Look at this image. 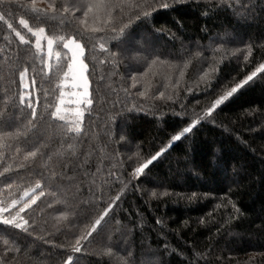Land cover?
Returning a JSON list of instances; mask_svg holds the SVG:
<instances>
[{"label":"trees","instance_id":"16d2710c","mask_svg":"<svg viewBox=\"0 0 264 264\" xmlns=\"http://www.w3.org/2000/svg\"><path fill=\"white\" fill-rule=\"evenodd\" d=\"M104 2L115 5L109 24L133 17L123 44L104 17L85 25L82 11L64 12L71 0H0V172L10 166L4 175L20 173L23 187L39 173L59 186L22 214L31 235L0 223V264H62L101 194L119 195L114 219L81 242L74 264H264V73L206 113L264 63V0H164L149 20L136 18L142 0ZM21 18L56 40L50 66ZM60 37L77 38L88 65L93 104L78 134L50 115L69 56ZM21 91L31 93L34 120L27 100L23 113L16 107Z\"/></svg>","mask_w":264,"mask_h":264},{"label":"snow or ice","instance_id":"6c2138e0","mask_svg":"<svg viewBox=\"0 0 264 264\" xmlns=\"http://www.w3.org/2000/svg\"><path fill=\"white\" fill-rule=\"evenodd\" d=\"M157 3L160 7L168 8L169 4L165 3L164 0H156V3H150L148 0H142L141 3H137L134 5L139 11L135 14L136 18L139 19L141 16L145 20H149L150 12L148 9L154 10L157 6ZM53 11H56L54 5H50ZM115 5L105 3L104 0H71V3L68 5H62V10L64 12L70 11H77L80 10L83 12L84 20L82 23L87 25L88 18L91 17L93 23L99 20L101 17H104V23L111 28V32L114 34L113 39L119 37L120 42L123 44L125 41L122 37L126 34V28L128 25L132 23L133 17H128L127 23H125L122 19L118 21L117 24H109V19L112 18V8ZM47 11V10H45ZM0 20H4V17L0 15ZM19 24L23 25L24 28L28 30V32L33 33L36 37L35 40V48L38 51H43L44 45L42 41L47 39V54L49 57L52 56V49L54 40L52 37H45V29L44 28H37L35 31L33 28L29 27L28 22L21 18L19 20ZM9 29L15 31L16 36L20 38L21 43H28L25 41L24 36L20 34L19 31L13 29L11 23L7 24ZM97 29H94L96 31ZM103 30V29H99ZM60 41L63 43V47L67 49V52L70 53L68 56V61L66 68H62L58 66V71L63 72L64 81L61 84L60 96L59 100L55 105V110L50 113L51 117L57 118L60 121H65L68 114H71L73 117L72 120V127L69 128V131L80 133L81 122L84 117V112L86 107L83 106H91L93 104V99L91 98V94L89 92V80L86 76L88 65L84 63L83 54H84V47L75 37H60ZM137 44L139 42H136ZM95 47V46H93ZM100 48L104 49L105 45L103 43L100 44ZM59 53H56L57 58H59ZM43 59V57H41ZM28 73V69L24 68L22 71H19V81L20 84L24 89L29 88V83L26 80ZM258 73H264V63H260L251 73L246 75L242 80L239 81L234 87L230 89V91L224 92V94L220 95L217 99H215L210 107L206 109L207 115H211L213 110L218 106L221 105L224 101L231 98L239 89L242 88L243 85L247 84L250 81H253L255 77H257ZM34 82V81H33ZM69 87L71 91L65 92L64 88ZM143 95V93H140ZM163 95V94H161ZM18 104L16 107L19 108L21 113H23L24 108L20 107L25 104L27 100V108L30 109V117L34 120L37 117L36 107L31 99V93L28 91H21L17 97ZM14 101L6 100L5 105L13 104ZM66 104H73L75 105L74 108H67L64 107ZM90 111V109H88ZM3 113H0L2 115ZM200 117L197 120H193V125L200 122ZM32 120H29V124L32 123ZM35 127V125H32ZM191 127L183 128V132L180 135H173L171 136L172 141H177L181 139L185 133H190ZM39 149H34L29 151L25 155V159L29 157H34L37 155V151ZM165 149L161 147L159 151H157L154 155L151 156V159L147 160L145 163L140 164L139 167H136L134 170V175L139 178L141 174L145 173V169H149V166L156 161L161 155L164 153ZM23 167V165H21ZM10 166L5 167L2 172H0V176L3 177L2 184L3 187L0 188V193L7 191L8 196L6 198H0V223L4 225H11L15 229H20L24 233L31 235L29 232L28 224L29 221L24 218L26 214V210L31 207L32 204L36 203V200L40 196H44V188L50 189L49 194L55 196L56 193L51 191L53 187L57 190L59 189L58 185L52 183L51 176H45L43 173H39L40 179L33 178V184L29 185L28 187H23L22 185L17 184V179H22L23 177L20 176V173H13L17 179H13V175H4V173L9 172ZM43 181V185L41 184ZM34 185V186H33ZM20 191L22 194L19 195L17 198H13L12 192ZM39 190V191H37ZM103 195L101 194V198L98 204L93 205L94 216H90L89 219L91 220L90 229L85 232H81V234L76 238L75 244L70 245L71 252L67 254L66 259L62 261V264H74V256L73 253H80L81 252V242L87 240L89 236L92 235V232L97 231V229H103L104 225L108 222L106 217L110 219H114V205H116L117 200L120 199L119 195L115 197H108L107 201L103 200ZM155 195V193H153ZM103 204V206H100ZM71 210V209H70ZM7 213L5 216L4 214ZM66 215V213H64ZM35 223V221L33 222ZM35 231V229H33ZM7 243V241L5 242Z\"/></svg>","mask_w":264,"mask_h":264},{"label":"rangeland","instance_id":"374dc122","mask_svg":"<svg viewBox=\"0 0 264 264\" xmlns=\"http://www.w3.org/2000/svg\"><path fill=\"white\" fill-rule=\"evenodd\" d=\"M35 31V30H34ZM44 36L47 38V37H49V36H47L45 33H44ZM54 40V39H53ZM55 42H56V40H54V44H53V49H52V56L51 57H49L48 56V66H50V64H51V59L53 58V59H56L57 58V56H56V53H59L56 49H55ZM42 44L44 45V48H43V51H45L46 53H47V39H45V40H43L42 41ZM63 44V43H62ZM66 51H67V49H66ZM68 53V52H67ZM48 55V54H47ZM68 55H70V53H68ZM83 58V57H82ZM83 60H84V58H83ZM84 63H85V61H84ZM86 64V63H85ZM86 74V76L88 77V75H87V72L85 73ZM27 80V79H26ZM89 80V79H88ZM64 81V78H63V80H62V82ZM62 82H61V84H62ZM64 91L65 92H68V91H71V89L69 88V87H65L64 88ZM89 92H90V82H89ZM64 107H67V108H74L75 107V105H73V104H66V105H64ZM81 107H86V109H87V107L88 106H81ZM86 111V110H85ZM84 114H85V112H84ZM84 118V117H83ZM72 120H73V117L71 116V114H68L67 115V118H66V120L65 121H67V122H69L70 123V126L72 127ZM82 122H83V120H82ZM82 122H81V125H80V128L82 127ZM6 214L7 213H5L4 215L6 216Z\"/></svg>","mask_w":264,"mask_h":264}]
</instances>
